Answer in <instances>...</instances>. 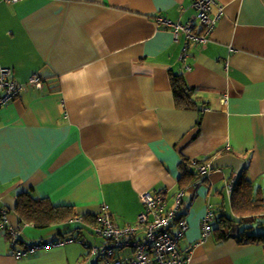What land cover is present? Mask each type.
<instances>
[{
	"label": "crops",
	"instance_id": "0c3cea01",
	"mask_svg": "<svg viewBox=\"0 0 264 264\" xmlns=\"http://www.w3.org/2000/svg\"><path fill=\"white\" fill-rule=\"evenodd\" d=\"M215 2L211 13H222L205 45L190 44L189 70L179 61L184 37L155 19L186 23L191 0L0 3V68L23 85L0 110V209L11 225H20L13 208L25 191L80 215L106 205L116 225L133 224L140 193L163 191L171 206L181 160L209 157L210 174L184 197L180 250L189 264H264L262 242L201 239L208 206L231 216V177L244 172L264 187V0ZM38 72L40 90L27 85ZM169 72L193 89L196 109L176 108ZM77 219L22 225L20 250L60 243L20 260L0 231V264H95L86 246L103 241Z\"/></svg>",
	"mask_w": 264,
	"mask_h": 264
},
{
	"label": "built area",
	"instance_id": "2783aa9c",
	"mask_svg": "<svg viewBox=\"0 0 264 264\" xmlns=\"http://www.w3.org/2000/svg\"><path fill=\"white\" fill-rule=\"evenodd\" d=\"M20 1L22 0H0V3L14 4ZM214 6H216L215 0H191V7L195 14L183 24L161 17L155 19L156 25L171 29L175 39L180 36L184 37L185 43L179 55V61L184 63L185 70L190 69L188 65H185L190 44L205 45L222 13L219 7L217 12L212 14ZM43 81V75L38 72L29 77L27 85L40 90ZM22 88L23 85L13 79L9 68H0V110L14 101ZM201 109L204 110V107ZM199 171L204 175H209L210 165L206 163L199 166ZM233 183V178L227 181V192L231 191ZM182 198L183 192L177 191L174 194L172 205L168 206L163 191H144L139 195L142 211L137 215L133 224L123 227L113 222L108 206L102 205L96 216L95 224L89 226V229L103 242L95 246L85 245L87 256L94 258L95 264H189L188 252H182L179 246L188 229L185 214H181L178 209ZM7 216L8 212L0 209V231L9 244L13 258L20 260L35 251L59 245V241L53 240L23 244V248L18 249L21 236L20 227L24 224L13 226L8 222ZM77 220L81 222L80 219ZM213 220V209L208 206L201 223V239H206L212 233Z\"/></svg>",
	"mask_w": 264,
	"mask_h": 264
},
{
	"label": "trees",
	"instance_id": "16d2710c",
	"mask_svg": "<svg viewBox=\"0 0 264 264\" xmlns=\"http://www.w3.org/2000/svg\"><path fill=\"white\" fill-rule=\"evenodd\" d=\"M169 80L176 108L183 110L196 109L198 106L193 99L194 91L186 85L183 76L169 72ZM209 160V157L203 160H181L177 190L183 192L182 203L178 208L181 214H185L182 208L186 192L193 195L194 188L203 181L201 175L204 174L199 171V166L206 164ZM233 179L234 183L231 191H226L227 182L224 188L226 196L229 197L231 216L227 217L224 213H221L216 217L214 214L216 227L213 228L212 233L218 241L232 236L239 243L254 241L264 244V234H253L249 231L250 227H247L253 222L259 225L263 224V221L259 219L264 217V187L254 186L246 178L244 172L237 177H233ZM13 213L20 223L31 225L35 229L48 228L51 225L76 218L89 226L96 222V216L80 215L76 213L72 206L54 205L49 199L34 196L29 191L17 195Z\"/></svg>",
	"mask_w": 264,
	"mask_h": 264
},
{
	"label": "rangeland",
	"instance_id": "374dc122",
	"mask_svg": "<svg viewBox=\"0 0 264 264\" xmlns=\"http://www.w3.org/2000/svg\"><path fill=\"white\" fill-rule=\"evenodd\" d=\"M259 220L263 221V224L259 225L256 222H253L252 224L247 225V227H250L249 231L253 232V234H264V217ZM96 238L99 240V237Z\"/></svg>",
	"mask_w": 264,
	"mask_h": 264
}]
</instances>
